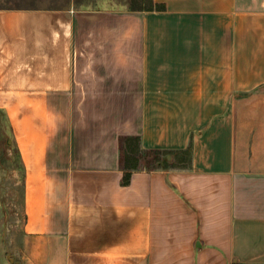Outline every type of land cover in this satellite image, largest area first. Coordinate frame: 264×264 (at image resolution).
Listing matches in <instances>:
<instances>
[{
    "label": "crops",
    "instance_id": "1",
    "mask_svg": "<svg viewBox=\"0 0 264 264\" xmlns=\"http://www.w3.org/2000/svg\"><path fill=\"white\" fill-rule=\"evenodd\" d=\"M73 1L0 7L26 263L264 264V0ZM122 135L190 162L124 185Z\"/></svg>",
    "mask_w": 264,
    "mask_h": 264
},
{
    "label": "rangeland",
    "instance_id": "2",
    "mask_svg": "<svg viewBox=\"0 0 264 264\" xmlns=\"http://www.w3.org/2000/svg\"><path fill=\"white\" fill-rule=\"evenodd\" d=\"M72 3L73 0H0V7L61 8ZM110 111L102 109L104 113ZM5 115L6 111L0 109V264H27L24 257L27 235L23 230L24 169L19 161L17 143L15 141L14 145L11 131L4 122ZM9 122L11 124L10 119ZM178 160L180 165H187L185 155L180 154Z\"/></svg>",
    "mask_w": 264,
    "mask_h": 264
},
{
    "label": "trees",
    "instance_id": "3",
    "mask_svg": "<svg viewBox=\"0 0 264 264\" xmlns=\"http://www.w3.org/2000/svg\"><path fill=\"white\" fill-rule=\"evenodd\" d=\"M79 1V0H76ZM129 7L132 10H164L166 5L163 3L155 2L154 0H127ZM4 122L7 124L11 131L13 143L15 139L13 137L12 126L7 116H4ZM120 161L122 168L124 169V176L122 183L127 185L130 183L131 175L134 170L148 169L153 170L157 168H166L168 164H172L174 161V155L183 154L187 157L189 163L191 159V146L186 150L180 152H174L171 150L162 149H144L141 145V137L138 135H122L120 136ZM17 145V144H16ZM18 153V149H17ZM169 156L171 159H169ZM19 161L23 167L22 159L19 156ZM183 161V160H181Z\"/></svg>",
    "mask_w": 264,
    "mask_h": 264
},
{
    "label": "water",
    "instance_id": "4",
    "mask_svg": "<svg viewBox=\"0 0 264 264\" xmlns=\"http://www.w3.org/2000/svg\"><path fill=\"white\" fill-rule=\"evenodd\" d=\"M169 158H171V157L169 156Z\"/></svg>",
    "mask_w": 264,
    "mask_h": 264
}]
</instances>
